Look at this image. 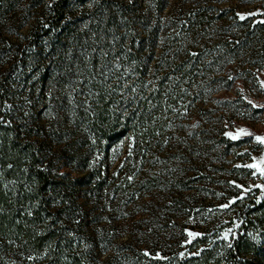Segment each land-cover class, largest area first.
<instances>
[{"label":"rangeland","instance_id":"rangeland-1","mask_svg":"<svg viewBox=\"0 0 264 264\" xmlns=\"http://www.w3.org/2000/svg\"><path fill=\"white\" fill-rule=\"evenodd\" d=\"M108 7L123 42L106 48L93 32ZM93 74L157 88L163 133L141 153L132 125L100 146L85 121L70 135L75 112L62 118L61 96L88 113ZM0 100V129L34 145L61 183L38 207L26 203L24 172L0 167V264H227L238 238L252 243L247 264H264V0H0Z\"/></svg>","mask_w":264,"mask_h":264},{"label":"trees","instance_id":"trees-1","mask_svg":"<svg viewBox=\"0 0 264 264\" xmlns=\"http://www.w3.org/2000/svg\"><path fill=\"white\" fill-rule=\"evenodd\" d=\"M63 4L64 2L60 1L53 6L51 20L47 21L51 28L58 27L61 23L63 18L61 6ZM102 15L105 16L106 25L102 28H100L101 25L99 26L101 31L98 29L96 32H93L95 37L93 42L102 43V46L103 44L107 46L106 48L112 46L108 44L109 40L114 41L115 44H121L123 42V36L120 35L119 27L122 26V23H118V14L108 7ZM39 30L44 32V36H47L48 30H46L44 26L40 27ZM66 33L69 38L75 36L74 39L76 40L86 39L85 35L77 34L76 30H67ZM61 40L62 39L57 37L54 38V43L56 45L54 46L55 51H61V47L64 46ZM89 40L91 41L93 38ZM87 43L89 44V42ZM132 75L134 76L137 74H111V77L107 80L104 74H97V76L93 74L91 77H97L98 80L96 78V93L95 96H93L95 97V101L91 102L92 106L87 110L88 113L78 110L73 111L74 108L70 107L65 102L68 101V98H64L62 95V102L65 105L62 118L67 119L70 112H75L76 118L73 125L75 127L72 126L75 130L71 132L70 135L72 136L78 133L79 136L80 133L78 132L77 125L79 124V120L82 122L85 121L87 129L94 134L97 139V144L100 146L104 141L110 142L123 138L127 135L128 127L132 125L134 133L140 134V136L138 135V139H140L138 151L141 153L144 151V147H142V144H144L143 141L148 140V138L155 135L156 132L163 133V124L156 127L153 126V119L157 115L159 109L157 108L159 104L157 88H152V85L147 87L142 78H138V80L130 83L131 78L129 77H132ZM53 77L58 78L52 75V78ZM69 77L68 74H61L59 84L62 86L67 85ZM164 81L163 79L160 83L162 88L164 86ZM128 97L131 99L127 100ZM0 105H2L1 100ZM132 122H134V124ZM120 127H122L121 130H119ZM142 128L146 129L144 130L145 132L141 131ZM64 131L62 126V128H59V130L54 133V136L61 140L63 136H66L64 135ZM81 136L83 139H87L85 134L82 133ZM83 139H81L83 141L82 145L85 144V140ZM69 145L72 147L78 146L75 140ZM88 148L87 146H83L82 149L79 148V150L83 151L82 159L86 162L93 155L92 150L90 151ZM64 152V155H68L69 153L67 150ZM68 157H70L68 160L73 162L74 156ZM9 164L13 165V169L16 170V172H24V181L27 185V190L24 194L28 199L26 203L29 201L36 203L38 207H43L49 199V194L56 193L57 190L60 189L61 183L56 178H53L47 167L45 168L37 153L36 147L32 144H20L16 134L11 132V129L7 130L2 128L0 129V167L6 172V167ZM101 175L102 173L99 172L98 176ZM103 185L104 182L101 186ZM7 203L6 194L3 192L0 184V209L5 208ZM256 211L258 215L264 214V204ZM3 218L4 217H2V220ZM0 231L6 233L7 230L3 226H0ZM252 251V243L250 241L238 238L231 246V250L229 251L230 257L227 264H247L248 261L245 259Z\"/></svg>","mask_w":264,"mask_h":264},{"label":"snow or ice","instance_id":"snow-or-ice-1","mask_svg":"<svg viewBox=\"0 0 264 264\" xmlns=\"http://www.w3.org/2000/svg\"><path fill=\"white\" fill-rule=\"evenodd\" d=\"M240 19L243 20V19H245V17L243 15H241L240 16ZM240 131L241 132H244L243 129L240 130ZM245 134H247V133H245ZM232 138L233 139H236L237 137L236 136H233ZM257 140H259L260 142L264 143V138H262V137H257ZM262 163H264V161H262ZM247 167H249V168H257L258 166L255 165V164H250V165H247ZM258 170L261 173V175H264V168H259ZM225 207H227V205H225ZM195 235H197V234H195V233H189V236H195ZM225 239H227V234L225 235ZM145 255H148V253H145Z\"/></svg>","mask_w":264,"mask_h":264}]
</instances>
